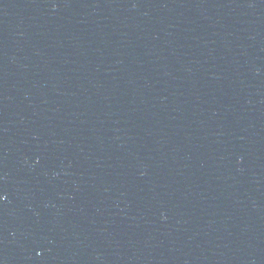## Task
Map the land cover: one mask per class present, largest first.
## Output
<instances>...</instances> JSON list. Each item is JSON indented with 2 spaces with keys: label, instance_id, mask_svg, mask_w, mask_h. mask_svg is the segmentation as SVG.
<instances>
[{
  "label": "water",
  "instance_id": "water-1",
  "mask_svg": "<svg viewBox=\"0 0 264 264\" xmlns=\"http://www.w3.org/2000/svg\"><path fill=\"white\" fill-rule=\"evenodd\" d=\"M0 264H264V0H0Z\"/></svg>",
  "mask_w": 264,
  "mask_h": 264
}]
</instances>
